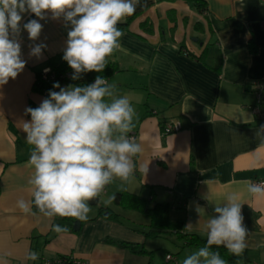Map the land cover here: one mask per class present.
I'll return each mask as SVG.
<instances>
[{"label":"crops","instance_id":"1","mask_svg":"<svg viewBox=\"0 0 264 264\" xmlns=\"http://www.w3.org/2000/svg\"><path fill=\"white\" fill-rule=\"evenodd\" d=\"M203 1L201 12L192 0H140L136 12L120 22L129 20L120 48L107 58L118 70L106 79L116 85L115 96H127L135 109V127L128 135L135 136L142 152L133 158L136 171L123 190L122 182L114 180L101 194L102 201L126 191L152 203L167 202L170 218L182 219L185 232L207 238L204 225L217 215L215 206H223L227 195L236 193L250 232L241 262L264 264V199L247 191V182L264 180V144L256 136L264 119L255 111L261 105L251 87L254 81L264 83V0ZM21 15L17 39L25 67L0 86V264H32L27 253L39 248L61 218H46L34 205L35 214H25L17 200L32 199L28 180L33 168L28 161L33 146L22 130V122L31 116L25 110L39 107L49 91L60 90L38 92L32 85L37 73L62 60L71 24L62 17L53 19L50 12L44 20L30 12ZM31 19L42 24L35 41L23 29ZM38 44L46 45L39 58L30 55ZM81 77L87 79L84 73ZM68 85L80 86L60 83L62 88ZM168 121L177 122L179 129L163 135ZM102 201L89 204V218L78 230L58 233L41 246V260L62 254L87 264L149 263L146 255L120 243L147 249L142 230L149 218L139 226L122 218V206ZM101 206L119 219L99 215ZM172 258L169 261L178 264V258Z\"/></svg>","mask_w":264,"mask_h":264},{"label":"clouds","instance_id":"2","mask_svg":"<svg viewBox=\"0 0 264 264\" xmlns=\"http://www.w3.org/2000/svg\"><path fill=\"white\" fill-rule=\"evenodd\" d=\"M140 0H0V86L15 79L24 69L21 59L20 34L22 13H34L40 20L50 12L53 19L63 18L71 24L68 31L65 60L78 80L82 73L102 72L107 58L120 48L123 32L118 24L136 12ZM29 39L35 41L42 30L37 19L23 24ZM46 45L31 47L30 55L40 57ZM49 91L39 107H28L30 121L22 122L26 142L33 146L28 164L33 173L28 180L31 200H17V207L25 214H35L32 206L46 218H75L88 220L89 201L97 199L107 185L119 179L130 181L136 171L134 157L142 152L139 143L129 137L135 127L136 112L127 96H115V84L102 76L87 86L58 82ZM256 136L264 144V126ZM248 193L264 199V181L247 182ZM112 195L105 205L115 200ZM240 197L228 194L223 206L216 205L217 214L207 220L206 244L187 256L183 264H227L218 251L224 246L227 252L241 256L248 247L249 230L241 214ZM202 209L197 208L201 213ZM191 224L187 228H191ZM56 233L68 231L66 226L52 225ZM26 259L36 261L39 253L29 251ZM170 259V256L167 257Z\"/></svg>","mask_w":264,"mask_h":264},{"label":"trees","instance_id":"3","mask_svg":"<svg viewBox=\"0 0 264 264\" xmlns=\"http://www.w3.org/2000/svg\"><path fill=\"white\" fill-rule=\"evenodd\" d=\"M193 6L197 7L199 11H203L205 9L204 1L203 0H192ZM33 15H35L33 13ZM32 15V16H33ZM128 21L119 23L117 26L122 31L127 29ZM249 50L255 51L256 47L252 40L249 41ZM118 70V67L114 62H111L108 60V64L105 67V69L97 73L95 71L84 73L86 74L87 79L84 80L82 77L78 80H72L71 76L73 74V69L70 68L68 63L63 60L59 62L58 65L50 69L49 73L47 74L46 79H43L41 76V72L37 73L35 76V80L32 85V89L38 92H46L50 90L53 87V84L58 82L64 83V82H71V83H79L80 86H87L90 84L91 80L96 78L97 76H102L106 79L107 76H109L111 73ZM261 105V112L264 114V98H262V101L260 102ZM264 117H259V119ZM112 195H115V200L113 201L115 204L122 206L123 208H129L134 210H139L143 212L148 218H149V225L147 229L142 230L143 234L148 238H154L161 235H173L176 236L178 239L182 240L183 245L185 246H192V247H203L206 244V239L200 237L196 233H190L185 232L183 230V220H172L169 216V209L170 205L167 202L163 203H152L151 199L141 197L139 195H135L132 193H128L126 191L121 192H114ZM111 195V196H112ZM99 215H102L108 219L118 220L119 215L115 213L113 210H111L108 207L101 206L99 208ZM75 221V218H59L55 220V224H59L61 226H66L68 230H71L72 225ZM58 233L52 232L51 235L42 237V242L39 245V248H35V251L37 252L41 246H43L45 243H47L50 238ZM35 235H33V238ZM39 236H37L38 238ZM120 243L130 249L131 252L137 254V255H147L150 254L151 251H148L145 249L142 245L137 243H128L120 241ZM213 251H218L223 259L227 262V264H237L241 261L240 256H234L227 252V249L224 246L216 247L212 246ZM42 257L39 254L40 261L37 262L33 261L32 264H43L44 262H48V264H74L73 258H71L68 255H57L54 258H50L47 260L42 261Z\"/></svg>","mask_w":264,"mask_h":264},{"label":"rangeland","instance_id":"4","mask_svg":"<svg viewBox=\"0 0 264 264\" xmlns=\"http://www.w3.org/2000/svg\"><path fill=\"white\" fill-rule=\"evenodd\" d=\"M99 199L102 201L103 197L100 196ZM119 210H120L119 212H121V214L123 215L122 218H124V220L128 222H132L137 225L139 224V226H141L140 223L148 221L147 216L139 210H134L129 208H122ZM169 214L170 217L173 216L172 211H170ZM146 246H147V250L151 251L150 254L146 255L145 260L149 262L146 264H175V262L173 261L166 260V254L168 253L178 258L177 261L178 264H183V260L187 258V256L191 255L199 248H201V247L185 246L183 245L182 240L178 239L176 236L173 235H161L154 238H148ZM237 264H249V263L240 261Z\"/></svg>","mask_w":264,"mask_h":264},{"label":"built area","instance_id":"5","mask_svg":"<svg viewBox=\"0 0 264 264\" xmlns=\"http://www.w3.org/2000/svg\"><path fill=\"white\" fill-rule=\"evenodd\" d=\"M49 71H50V69H46V70H43L41 72V76L43 79H46ZM94 81H95V78L91 80L90 84L94 83ZM251 87L255 91L257 101L260 103L262 100V97H264V83H262L260 81H254L253 83H251ZM255 111H256L257 115H259V117H264V114H262V112H261L260 106H257ZM162 129H163L162 130L163 135H166V134L171 133L173 131H177L179 129V124L177 122L168 121L163 125ZM129 137L133 140L135 139V136L133 134H130ZM261 181H264V180L255 179V180H252L251 182L255 183V184H259ZM169 256H170V259H167V257H169ZM171 259H173L172 255L167 254L166 260L169 261ZM73 262H74V264H87V262L85 260H81V259H73ZM43 264H48V262H44Z\"/></svg>","mask_w":264,"mask_h":264},{"label":"water","instance_id":"6","mask_svg":"<svg viewBox=\"0 0 264 264\" xmlns=\"http://www.w3.org/2000/svg\"><path fill=\"white\" fill-rule=\"evenodd\" d=\"M97 201H98V198L94 199V200H91L88 203L90 205H95V204H97ZM79 225H80V222L75 220L73 225H72L73 230H78L79 229Z\"/></svg>","mask_w":264,"mask_h":264}]
</instances>
